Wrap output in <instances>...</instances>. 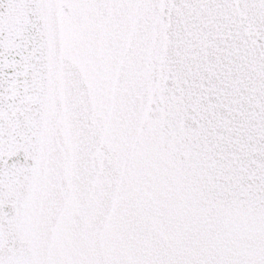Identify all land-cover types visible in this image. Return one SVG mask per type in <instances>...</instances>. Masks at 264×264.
Instances as JSON below:
<instances>
[{
  "label": "snow or ice",
  "instance_id": "snow-or-ice-1",
  "mask_svg": "<svg viewBox=\"0 0 264 264\" xmlns=\"http://www.w3.org/2000/svg\"><path fill=\"white\" fill-rule=\"evenodd\" d=\"M0 264H264V0H0Z\"/></svg>",
  "mask_w": 264,
  "mask_h": 264
}]
</instances>
